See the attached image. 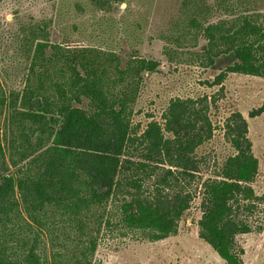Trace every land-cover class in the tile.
Listing matches in <instances>:
<instances>
[{
  "label": "trees",
  "instance_id": "obj_1",
  "mask_svg": "<svg viewBox=\"0 0 264 264\" xmlns=\"http://www.w3.org/2000/svg\"><path fill=\"white\" fill-rule=\"evenodd\" d=\"M257 3L181 0L160 36L161 57L54 40L46 23L23 29L24 86L7 92L0 84V264H97L108 230L166 239L198 197L200 238L227 264H244L238 237L256 229L264 205L252 185L259 160L245 115L235 111L222 124L234 153L209 165L208 177L197 149L215 134L220 94L174 97L142 131L134 116L149 78L167 63L210 69L205 84L221 91L230 74L264 77ZM263 113L264 101L249 116Z\"/></svg>",
  "mask_w": 264,
  "mask_h": 264
},
{
  "label": "rangeland",
  "instance_id": "obj_2",
  "mask_svg": "<svg viewBox=\"0 0 264 264\" xmlns=\"http://www.w3.org/2000/svg\"><path fill=\"white\" fill-rule=\"evenodd\" d=\"M0 0V84L3 90H21L28 60L20 50L23 29L34 24H49L52 39L73 44H101L129 51L131 47L151 57H161L160 36L180 12L181 0ZM264 12V0H258ZM214 76L204 67L175 62L166 64L160 73L149 78L137 103L134 122L141 131L162 112L174 97H202L220 94L211 110L217 129L212 139L197 149L208 165L203 175H212V166L222 162L234 150L225 139L222 124L235 111L248 120L249 137L259 160V171L252 182L257 194H264V113L251 118L250 111L264 101V77L230 74L220 86L210 87L205 81ZM219 90L221 92H219ZM163 171V169H159ZM154 178L147 186H154ZM201 199L196 198L180 223L179 231L166 239L149 241L118 228L108 230L96 254L97 264H227L212 246L200 238L198 221L202 216ZM256 229L240 235L244 264H264V205L255 217Z\"/></svg>",
  "mask_w": 264,
  "mask_h": 264
}]
</instances>
